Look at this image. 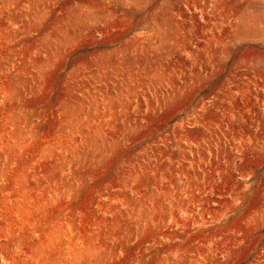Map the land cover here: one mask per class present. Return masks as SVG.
Instances as JSON below:
<instances>
[{
    "label": "rangeland",
    "instance_id": "374dc122",
    "mask_svg": "<svg viewBox=\"0 0 264 264\" xmlns=\"http://www.w3.org/2000/svg\"><path fill=\"white\" fill-rule=\"evenodd\" d=\"M0 264H264V0H0Z\"/></svg>",
    "mask_w": 264,
    "mask_h": 264
}]
</instances>
